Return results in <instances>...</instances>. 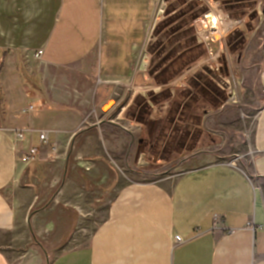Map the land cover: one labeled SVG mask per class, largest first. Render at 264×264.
I'll list each match as a JSON object with an SVG mask.
<instances>
[{
    "label": "crops",
    "instance_id": "obj_1",
    "mask_svg": "<svg viewBox=\"0 0 264 264\" xmlns=\"http://www.w3.org/2000/svg\"><path fill=\"white\" fill-rule=\"evenodd\" d=\"M154 13L0 0V264H264V6L242 42L202 15L152 60ZM95 181L116 187L86 237Z\"/></svg>",
    "mask_w": 264,
    "mask_h": 264
},
{
    "label": "rangeland",
    "instance_id": "obj_2",
    "mask_svg": "<svg viewBox=\"0 0 264 264\" xmlns=\"http://www.w3.org/2000/svg\"><path fill=\"white\" fill-rule=\"evenodd\" d=\"M155 8L154 19L150 29V51L153 53L152 60L162 56L168 46L162 49L157 48L158 42L163 38L172 40L178 31L185 28L194 31L196 22L202 15L209 11H214L218 16L227 20L236 21L233 29L226 32L228 35L239 37L242 42L248 32L257 23L264 6V0H152ZM260 3H262L260 5ZM215 17V16H214ZM216 18V17H215ZM212 24L208 23V31ZM163 38H160V36ZM225 34V35H226ZM231 38V37H230ZM234 38V37H233ZM176 82V83H175ZM183 84L182 78H178L172 84V88ZM171 89V88H170ZM115 182L95 181L85 183L88 188H95V196L81 198L85 203H81L79 215V231L84 236H88L92 229L104 218L105 211L108 209L113 196ZM85 204V205H84Z\"/></svg>",
    "mask_w": 264,
    "mask_h": 264
},
{
    "label": "built area",
    "instance_id": "obj_3",
    "mask_svg": "<svg viewBox=\"0 0 264 264\" xmlns=\"http://www.w3.org/2000/svg\"><path fill=\"white\" fill-rule=\"evenodd\" d=\"M262 2V0H261ZM262 3H260L261 5ZM262 9V8H261ZM205 18L211 21V28L212 30L209 31H202L201 35L204 40H211L214 38L216 35L219 37L223 36L226 34V32L230 31L233 29L236 25V21L234 20H227L224 19L221 16H216L215 20L214 17L211 15V12H208L205 14ZM40 54H37V57ZM176 83V82H175ZM227 94L230 100L235 101L236 99V84L234 81H230L228 86H227ZM29 110H33V106L29 107ZM24 132H19L16 134V139L22 140L24 137ZM40 140L44 143L48 141L47 138V133L42 132L40 134ZM38 156V149L36 147H30L28 150H26L22 155H21V161L25 164H30L34 162L37 159ZM262 230H264V223L259 226Z\"/></svg>",
    "mask_w": 264,
    "mask_h": 264
},
{
    "label": "bare ground",
    "instance_id": "obj_4",
    "mask_svg": "<svg viewBox=\"0 0 264 264\" xmlns=\"http://www.w3.org/2000/svg\"><path fill=\"white\" fill-rule=\"evenodd\" d=\"M214 17V16H213ZM214 20H215V17H214Z\"/></svg>",
    "mask_w": 264,
    "mask_h": 264
}]
</instances>
